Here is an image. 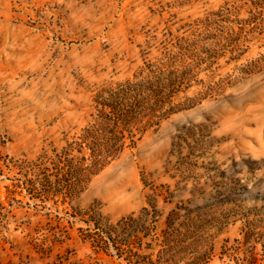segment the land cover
Segmentation results:
<instances>
[{
  "label": "rangeland",
  "instance_id": "1",
  "mask_svg": "<svg viewBox=\"0 0 264 264\" xmlns=\"http://www.w3.org/2000/svg\"><path fill=\"white\" fill-rule=\"evenodd\" d=\"M233 1L0 0V264H264V35L218 47ZM176 70L182 110L70 192L96 95Z\"/></svg>",
  "mask_w": 264,
  "mask_h": 264
},
{
  "label": "trees",
  "instance_id": "2",
  "mask_svg": "<svg viewBox=\"0 0 264 264\" xmlns=\"http://www.w3.org/2000/svg\"><path fill=\"white\" fill-rule=\"evenodd\" d=\"M213 14L219 29L212 38L218 37V47L240 50L253 41L255 34L264 35V0H234ZM179 72L169 71L161 77L156 71H149L146 76L109 86L96 95L92 121L79 135L66 140L60 151L54 152L57 169L70 178L67 184L70 192L80 190L122 154L141 120H150V127L154 120L158 122L182 110L171 102V94L186 83ZM48 157H44V162ZM253 260H257L255 256Z\"/></svg>",
  "mask_w": 264,
  "mask_h": 264
}]
</instances>
